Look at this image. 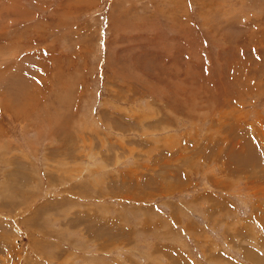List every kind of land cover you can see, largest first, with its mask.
<instances>
[{"label": "rangeland", "instance_id": "374dc122", "mask_svg": "<svg viewBox=\"0 0 264 264\" xmlns=\"http://www.w3.org/2000/svg\"><path fill=\"white\" fill-rule=\"evenodd\" d=\"M0 264H264V0H0Z\"/></svg>", "mask_w": 264, "mask_h": 264}]
</instances>
